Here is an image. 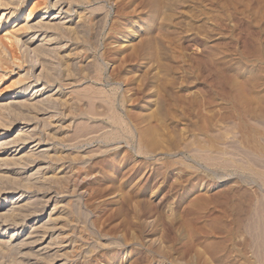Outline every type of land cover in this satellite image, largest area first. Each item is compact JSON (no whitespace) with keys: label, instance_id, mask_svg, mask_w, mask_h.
<instances>
[{"label":"rangeland","instance_id":"374dc122","mask_svg":"<svg viewBox=\"0 0 264 264\" xmlns=\"http://www.w3.org/2000/svg\"><path fill=\"white\" fill-rule=\"evenodd\" d=\"M8 4L0 264H264V0Z\"/></svg>","mask_w":264,"mask_h":264},{"label":"bare ground","instance_id":"6f19581e","mask_svg":"<svg viewBox=\"0 0 264 264\" xmlns=\"http://www.w3.org/2000/svg\"><path fill=\"white\" fill-rule=\"evenodd\" d=\"M12 1H14V0H0V8L2 7V6H5V5H10V4H8V3H10V2H12ZM5 8H7L8 10L10 9V8H8V7H5ZM0 10H2V8L0 9ZM22 12H25V15H24V17H25V20H24V22L23 23H20V24H18V26L17 25H15V27L17 26V30H16V32L18 33V32H22V31H26L28 28H31V27H33V25L31 24V22L34 20V19H36V16H37V14H34V13H32L31 11H30V9L28 8V9H26V7L24 8V11H23V9H22V11L19 13V12H17L16 13V11H13V12H9V13H11V19H16V21L17 20H19L20 19V16L22 15ZM50 12H49V10L48 9H46V10H44V12L42 13V19L44 20V19H49L50 17H48L47 16V14H49ZM7 13H2L1 14V18H0V21L1 20H3V19H5L6 17H7V15H6ZM61 18V16H59V14H57V15H55L54 17H53V19L52 20H55V19H60ZM11 19H8L9 21L11 20ZM8 23V22H7ZM44 90L45 89H42V90H39L40 92H44ZM16 97H19V96H16ZM8 133V132H7ZM6 135H8V134H2V137H6ZM23 151V148H22V145H19V146H17V148H16V151L15 152H17V153H21ZM28 153V152H27ZM19 196V195H18ZM18 196H16V197H14L13 199H12V202H7V203H9V205L10 204H13V203H16L20 198H18ZM18 198V199H17ZM19 206V205H18ZM21 207V206H20ZM13 208V207H12ZM19 208V207H18ZM15 209H17V208H15ZM25 226H27V224H25ZM20 231L21 230H16L15 232H13L14 234L11 236L12 238H15V237H19L21 234H20ZM22 231H24V230H22Z\"/></svg>","mask_w":264,"mask_h":264}]
</instances>
